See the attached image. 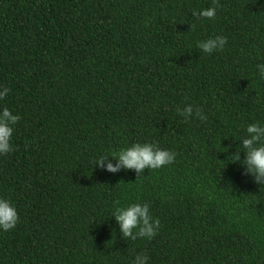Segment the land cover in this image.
<instances>
[{
  "label": "trees",
  "instance_id": "obj_1",
  "mask_svg": "<svg viewBox=\"0 0 264 264\" xmlns=\"http://www.w3.org/2000/svg\"><path fill=\"white\" fill-rule=\"evenodd\" d=\"M215 35L223 50L196 47ZM257 63L264 0H0V108L20 117L0 155L19 217L0 264H264V188L232 161L264 124ZM187 104L207 119L185 120ZM135 142L175 161L140 176L94 165ZM134 202L160 220L151 240L122 239L111 217Z\"/></svg>",
  "mask_w": 264,
  "mask_h": 264
},
{
  "label": "clouds",
  "instance_id": "obj_2",
  "mask_svg": "<svg viewBox=\"0 0 264 264\" xmlns=\"http://www.w3.org/2000/svg\"><path fill=\"white\" fill-rule=\"evenodd\" d=\"M216 7L194 10L192 16L198 19H213L216 16ZM194 27V25H193ZM227 44V37L215 35L197 42L196 47L205 54L221 51ZM256 72L261 80H264V63L256 64ZM10 89L0 86V100L8 96ZM177 113L185 120L198 118L205 121L207 116L199 107L187 104L183 108H177ZM20 119L7 107L0 108V155H6L13 150L12 136L14 126ZM246 135L240 138V147L244 153L241 160L239 152L232 161H240L242 175L250 176L258 189L264 188V124L249 123ZM111 158V159H110ZM176 153L166 148H160L154 142H135L130 146L121 148L110 155H102L96 158L94 165L108 172L116 173L121 168L134 170L137 176L144 169H159L175 161ZM150 205L140 202L129 203L126 206L116 207L111 217L119 226L122 239L143 238L151 240L160 228V220L150 213ZM18 213L13 202L5 197H0V232L14 229L18 223ZM132 264H149V256L137 253Z\"/></svg>",
  "mask_w": 264,
  "mask_h": 264
}]
</instances>
